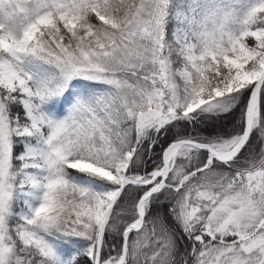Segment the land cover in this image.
Returning <instances> with one entry per match:
<instances>
[{
    "label": "snow or ice",
    "instance_id": "1",
    "mask_svg": "<svg viewBox=\"0 0 264 264\" xmlns=\"http://www.w3.org/2000/svg\"><path fill=\"white\" fill-rule=\"evenodd\" d=\"M0 264H264V0H0Z\"/></svg>",
    "mask_w": 264,
    "mask_h": 264
}]
</instances>
